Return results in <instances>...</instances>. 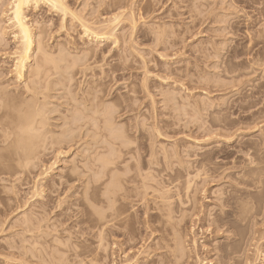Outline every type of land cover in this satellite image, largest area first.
<instances>
[{
    "label": "rangeland",
    "instance_id": "374dc122",
    "mask_svg": "<svg viewBox=\"0 0 264 264\" xmlns=\"http://www.w3.org/2000/svg\"><path fill=\"white\" fill-rule=\"evenodd\" d=\"M4 1L0 0V132L23 125L17 122L26 121L27 117V121H33L37 126L41 123L43 128L36 126L39 140L35 134V141L43 145L42 149L33 143L44 165L40 168L38 162L34 169L28 167L32 170L26 176L12 151L4 148L5 145L0 146V264H149L151 258L163 261L165 253L155 249L154 244L166 234L152 231L145 224L148 213L155 215L157 211L147 208L142 201L141 209L152 212L138 213L141 205H135L139 199L134 197V192L147 187L148 204L160 196L161 203L168 198L164 199V205L172 204L173 207L180 200L175 196L179 190H174L185 184V171L195 174L198 161L202 159L206 160V166L199 168V177L190 175L188 178L194 189L190 192L195 191L196 195L190 194L195 197V211L205 221L194 227H191L192 223L187 226L184 225L186 218L182 221L178 213L174 218L178 216L179 219L172 220L173 225L177 224L174 225L178 228L176 236L180 237L186 255H193L190 251L194 239L198 257L205 259L206 264H264V0H63L81 20L97 23L93 27L113 20L114 16L120 17L121 26L112 37H119L117 43L109 40L105 54L99 57H85L74 51L91 45L85 43L82 30L69 15L62 21V16L47 9L28 10L25 15L33 23L32 30L38 33L41 27L44 28L46 35L42 44L49 55H54L51 58L45 55L47 60L43 57V64L39 58L44 55L32 53L21 81L14 70L18 43L12 37L14 29L2 13L8 10ZM112 2L116 9L104 11ZM132 18L136 21L133 35L129 26ZM140 31L146 32L147 37L134 39L135 32ZM122 35L124 39L120 38ZM153 35L162 38L157 46L152 42L155 40ZM61 48L64 56L59 52L62 54L58 57L56 52ZM48 59L50 62L53 59L59 69L55 65L51 67L52 62L48 65ZM39 60L42 63L38 62L39 67L45 65L44 69H48L42 67L43 71L51 74L37 81L44 75L39 73L38 83H35V78L30 76L34 77V73L31 74L33 67L43 72L37 69ZM173 70L176 75L171 74ZM58 77L66 81L62 82ZM49 82L53 87L48 85ZM62 83L68 88L61 86ZM90 89L91 93L97 92V99L105 94L96 110L88 106L92 95L88 94L89 98L86 91L90 92ZM101 90L103 94H99ZM124 99L133 102V112L121 111L119 105L125 102ZM26 100L29 109L24 104ZM88 107L94 112L105 107L111 109L115 117L113 126H117L114 130L118 132L112 131L114 135L109 139L115 145L107 143L109 135L103 132L105 127L101 119L91 123L90 118H84V122H90L95 130L88 124H84L86 128L83 124L79 130L76 128L78 133L75 127L68 128V118L77 109L85 115L93 112ZM24 110H29L26 119L27 111ZM36 110H41L40 115H36ZM18 112L21 115L17 116ZM72 129L75 130L73 136H79V132L80 136L88 132L90 135L85 134L84 139L79 136L77 145L66 146L70 149L62 144L56 168L51 167V177L43 180L40 174L54 161L51 159L54 154L42 151L43 148L51 143L56 133L59 135L63 131L61 134H64L66 130L65 133L71 134ZM115 135L122 136L121 141L129 145L134 154L137 152L136 155L131 154L132 150L128 156L120 152L118 156L117 151L124 149L116 146L119 141H115ZM114 156L117 167L101 165L102 159H114ZM86 157L93 158L95 165L85 162ZM117 157H121L120 160ZM70 160L80 168H76L74 175L78 177L67 182L65 175L69 172ZM254 169L257 173L251 171ZM260 170L263 172L259 175ZM177 171L183 172V176L179 174L181 179L176 175ZM253 173L261 179L257 186L252 185L255 180L249 174ZM112 175L118 179V194L131 191L133 197L127 193L125 199L120 197L122 203H116L123 217L126 216L123 227L109 233L104 227L100 232L98 222L110 212L100 200H105L106 191L112 187ZM93 176L96 177L90 182ZM171 176L178 180L172 182ZM203 181L206 183L202 184ZM56 182L64 185L58 186ZM41 184L45 185L40 187ZM230 193L237 196L232 200L234 204H224V198ZM253 202L257 214H254ZM187 206L189 204L181 208V205L180 209ZM227 211L232 214L227 218L228 230L223 231L225 227L214 230L208 223L215 214L222 215ZM28 215H32L30 221L23 223L24 216ZM152 220L155 219H149L150 225ZM129 241L134 246L128 247ZM219 245L226 246L229 256L214 249ZM177 261L180 263V259Z\"/></svg>",
    "mask_w": 264,
    "mask_h": 264
},
{
    "label": "bare ground",
    "instance_id": "6f19581e",
    "mask_svg": "<svg viewBox=\"0 0 264 264\" xmlns=\"http://www.w3.org/2000/svg\"><path fill=\"white\" fill-rule=\"evenodd\" d=\"M4 3H5V6L8 8V10L6 11V12H2L3 14H5V16H6V21L8 22V24H10V26L14 29V32H13V36L12 37H14V41H16V43H18V48H17V50H16V52L14 53L15 54V61H14V70H15V75H16V78H18V80H22V78H23V73H24V71L27 69V63L29 62V59H30V55H33L34 54V52H36V54H43L44 56H42V57H38L39 59H41V62L43 61V57H46V56H49L48 58H51V56H53L54 54H52L50 51H49V49H47L50 53H51V55H49V53L48 52H46V50H45V46H44V44H42V41L44 40V38H43V36H45L46 34H45V30H44V28L43 27H41V29L39 30L40 32H38V33H35L33 30H32V21L31 22H29V20L27 19V16L25 15V12L26 11H28V10H32L33 12H35V11H38V10H41V9H47V10H49L52 14H54V15H58V16H62V21L64 20V18L67 16V15H69L77 24H78V26L80 27V30H82V36L84 37V39L86 40L85 41V43L86 44H90L91 46L90 47H88V48H83V49H81V50H79V51H77V49L76 50H74L76 53H79V54H81V55H83V56H85V57H87V56H91V57H99V56H101V55H104L105 54V47H106V45H107V42L109 41V40H111L112 39V37H113V33H114V31L115 30H118L119 29V27L121 26L120 24V21H119V19H120V17H115L114 16V18H113V20H111V21H108V22H105V23H101L100 25H98L99 27H93L94 26V24H97V23H91V24H89V23H87V22H85V21H83V20H81L80 18H79V16H78V14L75 12V11H72L70 8H69V6H67L65 3H64V1L63 0H5L4 1ZM110 3V2H109ZM108 3V4H109ZM115 8V6H114V4H113V2L109 5V6H107V8L104 10V11H107V12H109L110 10H115L114 9ZM108 9H110V10H108ZM144 11V10H143ZM142 15H146V14H142ZM143 16H141L140 18L141 19H143L142 18ZM129 26H130V29H131V31H132V35H133V31L135 30V28H136V21H135V19L134 18H132L131 19V21H130V24H129ZM98 29H101V30H99V31H97ZM146 33V32H145ZM144 33V31H140V32H135V38L134 39H136V38H141V39H145L147 36H146V34ZM45 34V35H44ZM159 34V33H158ZM157 34V35H158ZM156 35V36H157ZM154 36V38H155V40H153L152 42L154 43V45L155 46H157L158 44H160L161 43V39L162 38H158L159 39V41H158V39L155 37V35H153ZM159 36V35H158ZM162 35H160V37H161ZM123 37V35L120 37V38H122ZM119 37L117 36V37H115V38H113L111 41H113L114 42V44H116L117 43V39H118ZM123 39H124V37H123ZM131 39V38H130ZM131 41V40H130ZM155 41V42H154ZM160 42V43H159ZM163 42V41H162ZM101 44H103L102 45V47H101ZM44 47H43V46ZM100 45V46H99ZM105 45V46H104ZM47 47V46H46ZM62 49V48H61ZM61 49H55V51H57L58 50V53L56 52V54H58L59 55V52H62L63 53V55H62V57L64 56V52H63V49L61 50ZM165 49V48H164ZM55 51H53L54 53H55ZM65 51V50H64ZM73 51V52H74ZM124 51V50H123ZM122 51V52H123ZM45 52H46V54H45ZM68 52V51H67ZM70 52H72V51H70ZM74 52V53H75ZM33 53V54H32ZM61 53V54H62ZM65 53H66V51H65ZM69 53V52H68ZM35 54V55H36ZM61 54L58 56V57H60L61 56ZM79 54H76V55H79ZM46 55V56H45ZM67 55V54H66ZM68 55H70V54H68ZM71 55H72V53H71ZM75 55V54H74ZM81 55H79V56H81ZM38 56V55H37ZM73 56V55H72ZM82 56V57H83ZM75 57V56H74ZM78 57V56H77ZM81 57V58H82ZM163 58V57H162ZM45 59V58H44ZM161 59V58H160ZM46 60H47V57H46ZM45 60V61H46ZM51 60V62L49 61V59H48V65L51 63V67H55L57 64L56 63H53V59H50ZM61 60V62H62V59H60ZM59 61V60H58ZM80 61V60H79ZM78 61V62H79ZM161 61V60H160ZM40 63V60L39 61H37V63ZM82 62V61H81ZM36 63V64H37ZM38 63V64H39ZM43 63V62H42ZM42 63H40V64H42ZM46 63H47V61H46ZM35 64V65H36ZM40 64L38 65V67H37V69H42V67H43V69H44V67H45V65H41V67H39L40 66ZM43 64H45V62L43 63ZM56 64V65H55ZM47 65V66H48ZM55 65V66H54ZM37 66V65H36ZM58 66V65H57ZM56 66V67H57ZM35 69V70H34ZM43 69L41 70V71H43ZM47 69H48V67H47ZM47 69H44V70H47ZM57 69H59V67H57ZM57 69L55 70H53L52 69V71H57ZM120 69H122V67H120ZM123 69H124V67H123ZM126 69V68H125ZM124 69V70H125ZM34 72H32L31 74H33L34 75V77L32 76H30V78L31 79H33V78H35V83L38 81V80H42L43 78H47V76H49L51 73H46L47 71H43V72H38V70H36V67H33V69H32ZM32 70H30V71H28V72H31ZM40 71V70H39ZM175 72H176V70H173V71H171V74H174V75H176L175 74ZM39 73H44V75H45V77H44V75H42L43 77L41 78V79H39L38 77V74ZM64 73V72H63ZM47 74V75H46ZM59 76H61V77H64V76H62L61 74L59 75ZM61 77H58L59 79L61 78ZM30 78H28V79H30ZM36 78H38L37 79V81H36ZM58 79V80H59ZM44 80V79H43ZM62 80V82H64V81H66V80H64V79H60V81ZM34 80H32L31 82H33ZM144 81V80H143ZM146 81V80H145ZM69 82V81H68ZM66 83L67 85L69 84V83ZM38 83V82H37ZM53 83H51V85H52ZM54 84H56V83H54ZM66 84H60L61 86H63L64 85V87H66V88H68L67 86H65ZM48 85H50V82L48 83ZM47 85V86H48ZM50 85V86H51ZM46 86V87H47ZM69 86V85H68ZM144 86V85H143ZM28 87V86H27ZM52 87H53V85H52ZM64 87H61V88H64ZM30 88V87H29ZM28 88V89H29ZM48 88H51V87H49L48 86ZM41 89H42V86H41ZM52 89V88H51ZM92 89H94V88H92ZM92 89H90L89 91L90 92H88V91H86L87 92V96H89V98L91 97L90 95H92V98H90V101H88V106H91V108L92 109H94L95 107L97 108L98 107V102H100V98L101 97H103L104 95H99V94H103V92H102V90H101V92L102 93H99L98 95L100 96V98L99 99H97V92H94V90L96 91V89H94L93 90V92L91 93V90ZM31 89H29V91H30ZM53 90V89H52ZM65 90V89H64ZM27 91V90H26ZM29 91H27V92H29ZM83 94H85V93H83ZM88 94H90V95H88ZM51 98V97H50ZM88 97H87V99H89ZM34 99V98H33ZM97 100V103L95 104V102H96V100ZM170 99V98H169ZM81 100V99H80ZM111 100V99H110ZM132 100V99H131ZM28 100H26V101H24L25 103L24 104H26V107L27 106H29V105H27L28 103H26ZM75 101V100H74ZM84 101H86V100H84ZM83 101V102H84ZM93 101H95L94 103H93ZM103 100L101 99V102H102ZM124 101H125V99H124ZM130 100H127V101H125V102H121L120 103V105L119 106H121V111L123 110V111H125V113H128V112H133L134 110H135V108H134V105H133V102H132V104H130L131 102H129ZM87 103V102H86ZM32 104H35V101L32 103ZM81 104V103H80ZM101 104V103H100ZM99 104V105H100ZM124 104V105H123ZM37 105V104H36ZM86 105V104H85ZM5 107H7L6 105H4ZM35 105H32L31 107H34ZM25 107V108H26ZM34 108H36V107H34ZM43 108V107H42ZM80 108V107H79ZM89 109H90V107H88ZM96 108L94 109V110H96ZM27 109H29V107H27ZM31 109V108H30ZM32 110H33V108H32ZM35 110V109H34ZM38 110V109H37ZM36 110V111H37ZM111 109L110 108H102L101 110H97V111H93V110H91L90 109V111L92 112L90 115H85V114H83L82 112H80L78 109L76 110V113L75 114H72L68 119V123L67 124H69V125H67V126H69L68 128L70 129V127L72 128H74L75 127V129L76 128H78V130L80 129V128H82V127H80L81 126V124H86L84 121L86 120H84V118H90L89 119V121L91 122V123H93V121H95L96 123H97V119L99 120V119H101L102 121L101 122H103L104 124V126L103 125H101V126H103V132H107V135H109L107 138H106V141L108 140V142L107 143H109V142H112V140H110V139H112V136L114 135V134H112V131H115L114 133H116V132H118V131H116L117 129H116V127L117 126H115V128H114V126H113V123H112V121L114 120V116H112V111H110ZM24 111H27V112H25V114H24V112H23V114H24V116H25V119H26V116H27V113H28V111L29 110H24ZM36 111H34V112H36ZM41 111V110H40ZM40 111H37V113H36V115L37 114H39L40 115ZM89 111V112H90ZM20 112H18V114H17V116L18 115H21V113L19 114ZM51 113V112H50ZM95 113H97V114H95ZM23 114H22V116H23ZM71 114V113H70ZM83 114V115H82ZM36 115H33L32 116V118H35V116ZM79 115V116H78ZM96 115H98L97 117L98 118H95L94 116H96ZM124 115V114H123ZM21 116V117H22ZM100 117V118H99ZM114 117V118H113ZM126 117V116H125ZM17 118V117H16ZM27 119H28V117H27ZM27 119H26V121H24V120H20V121H18L17 123H19V122H21V123H23V125H21V124H15V125H18V127L16 126L14 129H10L9 130V132L8 131H5V130H3V131H1L0 132V146H2V145H5V147L4 148H7V149H9V150H11L12 151V153H13V155L15 156V159L17 160V162L18 163H20L21 165H22V168H24L23 170V172L24 173H26L27 175L26 176H29V174H31V170L28 168V167H32L33 169L35 168V167H37L38 166V162H40V168H42L41 166H43L44 164H43V162H41L42 160H40V156L41 155H39V152L38 153H36L35 151L36 150H34V149H36V147L37 146H41V149H42V147H43V145H39L38 143V140H39V135H37L36 133L37 132H39V128H43L42 126H41V123H38V126H37V124H33V121H27ZM30 120H31V117L29 118ZM87 119V120H88ZM18 120V119H17ZM81 120H83V122H81ZM24 121V122H23ZM66 121V120H65ZM124 121V120H123ZM38 122V121H37ZM36 122V120H35V123H37ZM64 122V121H63ZM87 123L88 124V126L89 125H91V123ZM94 122V123H95ZM105 122H106V124H105ZM65 123V122H64ZM86 124V125H87ZM35 125V126H34ZM94 126L96 125V124H93ZM123 125V124H122ZM36 126L37 127H39L38 129L36 128ZM47 126H48V124H47ZM85 126V125H84ZM83 126V127H84ZM49 127V126H48ZM90 127V126H89ZM91 127H92V129L93 128H95V127H93L92 125H91ZM99 127V126H98ZM99 127V128H100ZM17 128H18V131H16L17 130ZM51 128V130H52V127H50ZM84 128H86V126L84 127ZM83 128V129H84ZM56 129V128H55ZM65 129V128H64ZM89 129H91V128H89ZM114 129H116V130H114ZM156 131H157V128H154ZM34 130H36V132H34ZM73 130L74 129H72L71 131H72V133H73ZM77 130V129H76ZM78 130H77V132L76 133H78ZM93 130H95V129H93ZM100 129H98V131H99ZM32 131L34 132V134L32 133ZM75 131V130H74ZM91 132H92V130H90ZM96 131H97V129H96ZM66 132V130L64 131V134H61V133H63V131L59 134V135H57V133H56V137H54V139L52 138L51 140L52 141H50L51 143H49V145L47 146V147H44L43 149L44 150H42V151H49V153H51L52 152V154H54L53 156H52V158L51 159H53L54 161H53V163H51L50 165H49V167L50 168H47V169H44L43 170V172L40 174V176L42 175V179L43 180H45L46 181V178H50L51 176H49V174H50V172H49V170L51 169V167H52V169H54V168H56V166H57V162H56V159H57V156L58 155H61V154H59V150H60V148H61V146H62V144L63 145H65V148H69V146L71 145H77L78 144V142H76L77 140H79V138H85V134L83 135V136H80V132H79V136H73L74 135V133L72 134L71 132V134H72V136H71V134H69V131L67 132V133H65ZM88 132V131H87ZM90 132V133H91ZM140 132V130L138 129L137 130V133H139ZM143 132V131H142ZM49 133V132H48ZM89 133V132H88ZM88 133L86 134V135H88ZM96 132H94V134H95ZM110 133H111V135H110ZM124 133V132H123ZM126 133V132H125ZM37 135V137H38V140L37 141H35L37 138H36V135ZM39 134V133H38ZM51 135H52V133H50ZM55 133H53V135H54ZM82 134V133H81ZM69 135V136H68ZM78 135V134H77ZM90 135V134H89ZM88 135V136H89ZM116 135H118V134H116ZM115 135V136H116ZM125 135V134H124ZM123 135V136H124ZM160 135V134H159ZM58 136V137H57ZM111 136V137H110ZM79 137V138H78ZM105 137H106V135H105ZM104 137V138H105ZM109 137H110V139H109ZM76 138H78V139H76ZM81 138V139H82ZM120 138H122V136L120 137ZM118 136H116V139H115V141L117 142V141H119V143L116 145L117 147L119 146V149H120V147H122V150L123 151H117L118 149H116V151H117V154H118V156L120 155L119 154V152L120 153H123L124 155H127V154H129V153H131L132 152V150L130 149V148H128V146L127 145H125L122 141H121V139H120ZM124 138V137H123ZM76 139V140H75ZM80 139V140H81ZM92 140H93V138H91ZM114 139V138H113ZM122 140H124V139H122ZM98 141V140H97ZM36 142V145H34V143ZM124 142H125V140H124ZM96 142H94V144H95ZM125 143H127V142H125ZM41 144V143H40ZM48 144V143H47ZM70 144V145H69ZM110 145H111V143H109ZM127 144H129V143H127ZM67 145H69L68 147H66ZM74 145V146H75ZM112 145H115V144H113V142H112ZM54 146H57V148H54ZM80 146V145H79ZM115 147V146H114ZM113 147V148H114ZM72 148V147H71ZM70 149V148H69ZM121 150V149H120ZM137 150V149H136ZM137 153V152H136ZM136 153L134 154V150H133V153H131V154H134V155H136ZM177 154V153H176ZM133 155V156H134ZM139 155V154H138ZM138 155L137 156H134V157H138ZM128 156V155H127ZM44 157V156H43ZM94 157V156H93ZM115 157L116 156H114V159H115ZM45 158V157H44ZM118 158V157H117ZM121 158V157H120ZM120 158H118V160H120ZM135 158V159H136ZM93 158H88V157H86V159L84 160L85 162H86V160H87V163H89V164H91V166H94L95 164H94V160H92ZM108 159V160H107ZM107 159H102L101 160V162H102V164L101 165H105L104 167H108V165H114L115 167H117L115 164L117 163L118 164V161H116L117 159H115V161H114V159H112V157H107ZM124 159H125V157H124ZM89 160V161H88ZM208 160V159H207ZM122 161V163L124 164V163H126V162H123V160H121ZM124 161H126V160H124ZM75 161L74 160H70L68 163H69V165H70V167L68 168V171L69 172H67V174L65 175V180L67 181V182H69V181H72L74 178L76 179L77 177H74V175H75V171H76V168L77 167H79V166H77L78 164L76 163H74ZM84 162V163H85ZM99 162V161H98ZM97 162V163H98ZM101 162H99V164L101 163ZM116 162V163H115ZM205 162H206V160H204V159H202L201 161H198V165H199V168H201L202 166H206V164H205ZM210 162V161H209ZM82 162L80 161V164H81ZM83 164V163H82ZM119 164L120 165H122L121 164V162H119ZM56 165V166H55ZM84 165V164H83ZM85 166V165H84ZM90 166V165H89ZM90 166V167H91ZM119 166V165H118ZM45 167V166H44ZM46 168V167H45ZM80 168V167H79ZM78 168V169H79ZM120 168V167H119ZM119 168H117V169H119ZM199 168H198V170H197V172L194 174V172H193V174H189L187 171H185V184L183 185V187H181L180 188V186L179 185H177V186H179L177 189H175L174 191H176V190H179V192L177 193V194H175V196H176V198L179 200V202L177 203V204H175L173 207H172V204H169V205H167V204H165L164 205V203H165V201H164V199H168V198H164L163 199V203H161V200H162V197H161V199L159 200V197H158V199L155 197V198H153L154 200L152 201V202H150V204H148L149 203V201H148V199L147 198H145L146 197V191H148L149 190V188L147 189V187L145 188V187H143V189H141V191L140 192H138L137 193V191L136 192H134L135 193V196L134 197H138V199L139 200H137L138 202L135 204L136 206H137V204H140V202H141V204H143V202L145 203V206L147 205L148 207L147 208H149V209H153L155 212L157 211V213H155V215H152L153 213H151V214H149L148 213V215H147V220H146V223L145 224H147L148 225V228L150 229V230H159V231H162V232H164L166 235L165 236H163L162 238H161V240L159 241V242H156L154 245H155V249H160V250H162L164 253H165V255L164 256H162V258L164 259L163 261H161V262H159L158 260H154V259H152L151 258V260H149L150 262H149V264H206V262H205V259H200V257H198L199 255H198V253H199V251H198V247L196 246V242H195V240L193 239L192 240V242H191V244H192V250L190 251V252H192L193 253V255L192 256H187L186 254V251H185V248L183 247V245H182V243H181V240H180V237L178 238L177 236H176V233L178 232L176 229H178L177 228V226H174V225H177V224H172V223H174V221H172V220H175V219H179L178 218V216H177V218L175 217L174 218V215H178V214H180L181 215V217H180V219L182 220V219H184V218H186V221L184 222V225H191V223L193 224V225H191V227L193 226H195V225H201L202 224V221H205V218H202V217H199V216H197V213H196V209L194 208L196 205H194L195 203H194V193H195V191H193L192 193L190 192V189L192 188L191 186V180H189V178H190V175H194V177L193 178H197V177H199ZM116 169V168H115ZM189 169V168H188ZM202 169H204L203 167H202ZM201 169V170H202ZM210 169V168H209ZM165 170V169H164ZM184 170V169H183ZM182 170V171H183ZM186 170V169H185ZM119 171V170H118ZM213 171V170H212ZM251 171H255V169L254 170H251ZM257 171L258 170H256L254 173H257ZM264 171V170H263ZM262 170H260L259 172H261V173H258L259 175L260 174H262V172H263ZM77 172V171H76ZM161 172V171H160ZM173 172V171H172ZM213 172H215V171H213ZM94 173V172H93ZM162 173V172H161ZM161 173H160V175H161ZM176 173V175L178 176V178H179V174H180V176L182 175L183 176V172L181 173V171L179 172V171H177V172H175ZM178 173V174H177ZM190 173H192V172H190ZM206 173V172H205ZM250 173H252V172H250ZM254 173L251 175V174H249L250 176H251V179L255 182L254 184H252V185H255V186H257L256 184H258L259 183V181H261V179H259V178H257L255 175H254ZM213 174H215V173H213ZM263 174H264V172H263ZM77 175V174H76ZM95 175V174H94ZM168 175H170V174H168ZM168 175H167V177H168ZM173 175H175V174H173ZM176 175H175V177H176ZM166 176V175H165ZM187 176V177H186ZM96 177V176H95ZM94 176H93V178H91L90 180V182H93L92 180H94V178H95ZM166 177V178H167ZM170 177V176H169ZM168 177V178H169ZM172 177V176H171ZM189 177V178H188ZM112 178H113V180H112V187H111V189H109L108 191H106V197H105V200H100V203L101 204H105L106 205V207L109 209V214H107V215H103L100 219V221L98 222L99 224H98V226H99V229H100V232L101 231H103V229H104V227H107L106 229L108 230V233H109V231L111 230H116V231H118V229L117 228H121V226H122V224L124 225V223H125V219H126V216L125 217H123L124 215H122L121 214V212L119 211V207L117 208L116 207V203L119 201V200H123L122 198H120V197H125V195L128 193V192H125L126 194H123L124 192H122L121 194H118L119 193V189L117 190L116 189V187H118V179H117V177H116V175H112ZM119 178H121V176L119 177ZM165 178V179H166ZM167 178V180H169V179H171V178H169L168 179ZM188 178V179H187ZM172 179H173V177H172ZM175 179H177V178H175ZM175 179H173V181L172 182H174L175 181ZM179 179H181V178H179ZM184 179V178H183ZM206 179V178H205ZM210 179V178H209ZM89 180V179H88ZM120 180V179H119ZM123 180V179H122ZM128 180H129V177H128ZM162 180V179H161ZM178 180V179H177ZM96 181H97V179H96ZM95 181V182H96ZM165 181V180H164ZM171 181V180H170ZM170 181H168L167 183H169ZM252 181V182H253ZM120 182V181H119ZM122 182V181H121ZM120 182V183H121ZM125 182V181H124ZM160 182L161 181H159V183L158 184H160ZM178 182V181H177ZM164 182H162L161 184H163ZM204 183H206L205 181H203L202 182V184H204ZM56 184L58 185V186H60V185H64V183H58V182H56ZM89 184V183H88ZM92 184V183H91ZM174 184V183H173ZM182 184H183V182H182ZM45 185V184H44ZM43 184H41V186L40 187H43L44 186ZM122 185V184H121ZM157 185V184H156ZM165 186H166V182H165V184H164ZM168 185V184H167ZM172 185V184H171ZM259 185V184H258ZM141 186H145V185H141ZM159 186H161L162 187V185H159ZM158 186V187H159ZM164 186V187H165ZM39 187V186H38ZM151 187V186H150ZM154 185H153V189H154ZM157 187V189H159ZM167 187V186H166ZM165 187V188H166ZM36 188V187H35ZM142 188V187H141ZM163 188V187H162ZM168 188H169V190H170V187L168 186ZM175 187L173 186V189H174ZM38 189V188H37ZM53 189V187H51V191H53L52 190ZM145 189V190H144ZM150 189H152V188H150ZM153 189H152V191H153ZM49 190V191H50ZM137 190H138V188H137ZM143 190V191H142ZM160 190V189H159ZM158 190V192H161V191H159ZM162 190V189H161ZM165 191L164 192H169V190H166V189H164ZM191 190H194L193 188L191 189ZM195 190H197V188L195 189ZM50 191V192H51ZM154 192V191H153ZM156 192H157V190H156ZM197 192V191H196ZM36 193H37V191H36ZM137 193V194H136ZM174 193V192H173ZM182 193L183 194V196L181 195L180 196V194ZM84 194H86V188H85V190H84ZM129 195L130 194H132L131 193V191H130V193H128ZM127 194V195H128ZM190 194H194L192 197L190 196ZM40 195V194H39ZM48 196V195H47ZM196 196V195H195ZM131 197H133V194L131 195ZM183 198L184 199V201H182L181 200V198ZM235 197L237 198V196H233V193H230L226 198H224V200H223V202H224V204L225 203H233V201L232 200H235ZM126 198H129L128 196L126 197ZM125 199V198H124ZM147 199V200H146ZM155 199H157L158 200V202H160V206L158 205V203L155 201ZM169 199H170V196H169ZM152 200V199H151ZM150 200V201H151ZM178 200H176V201H178ZM236 200H238V199H236ZM143 201V202H142ZM167 201V200H166ZM120 202V201H119ZM135 202V201H134ZM120 203H122V202H120ZM152 203V204H151ZM167 203V202H166ZM169 203V202H168ZM82 204V203H81ZM140 204V205H141ZM163 204V205H162ZM189 204V206H187L186 208H184V209H180V207H181V205H182V207L181 208H183V207H185L186 205H188ZM234 204V203H233ZM122 205V204H121ZM144 205V204H143ZM253 209H254V214H257V206H256V203L255 202H253ZM142 208V205H141V207H139V209H138V213H142V212H144L145 214H147V211H149V210H147L146 211V209H141ZM145 208V207H144ZM221 210V209H220ZM151 211V210H150ZM149 211V212H150ZM152 212V211H151ZM178 213V214H177ZM187 213V214H186ZM207 213V212H206ZM199 214V213H198ZM210 214H212V213H210ZM179 215V216H180ZM203 215V214H202ZM207 215H208V213H207ZM230 215H232V214H230V212H225V213H223L222 215H220V214H215L214 216H213V220L211 221V222H209L208 224H210V226H212L213 227V229L214 230H221V229H223L224 227H225V229L223 230V231H227L228 230V225H230L229 224V222H228V220H227V218H229V216ZM194 216H197V218L195 219V220H192V218L194 217ZM210 216V215H209ZM209 216H208V219H209ZM31 217H32V215L31 216H24V218H23V223H28L29 221H30V219H31ZM151 218H153V219H155V220H152L151 222H153L152 223V225H150L149 224V219H151ZM206 218H207V216H206ZM208 219H207V221H208ZM127 221V220H126ZM172 221V222H171ZM183 221V220H182ZM206 221V222H207ZM156 224V225H155ZM157 226H159V227H161V228H158ZM123 227V226H122ZM228 227V228H227ZM106 229H105V231H106ZM110 231V232H111ZM177 231V232H176ZM170 237V238H168L167 239V237ZM195 236V235H194ZM132 242V241H131ZM169 242H171L172 244H170ZM132 246H134V244H132V243H130V241L128 242V247H132ZM226 246H224V245H219L218 247H216V248H214V249H216V250H218V252H224V255H228L229 254V252H228V250H227V248H225ZM154 249V250H155ZM201 250V249H200ZM166 251V252H165ZM201 252V251H200ZM158 254V253H157ZM187 256V257H186ZM229 256V255H228ZM184 257H186V259H185V261H181V259H183ZM177 259L179 260L180 259V263H179V261H177ZM189 259H190V261H189ZM230 259V258H229ZM178 262V263H177ZM148 264V263H147ZM208 264V263H207Z\"/></svg>",
    "mask_w": 264,
    "mask_h": 264
}]
</instances>
